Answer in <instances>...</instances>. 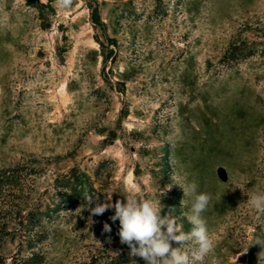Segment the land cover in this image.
Masks as SVG:
<instances>
[{
    "label": "rangeland",
    "instance_id": "1",
    "mask_svg": "<svg viewBox=\"0 0 264 264\" xmlns=\"http://www.w3.org/2000/svg\"><path fill=\"white\" fill-rule=\"evenodd\" d=\"M6 169L8 262L145 264L114 208L93 216L85 196L160 201L187 232L181 186L195 182L211 197L203 264H264V215L247 203L264 191V0H0Z\"/></svg>",
    "mask_w": 264,
    "mask_h": 264
},
{
    "label": "clouds",
    "instance_id": "2",
    "mask_svg": "<svg viewBox=\"0 0 264 264\" xmlns=\"http://www.w3.org/2000/svg\"><path fill=\"white\" fill-rule=\"evenodd\" d=\"M71 4L72 0H56L58 8L66 9ZM197 187L195 182L181 186L184 196L192 198L190 214L187 215L192 227L187 232L174 217L161 215L160 201L129 194L113 204L107 193L102 203L95 195H86L85 201L93 216L103 215L114 208V215L110 219L114 223L119 222L117 234L120 243L130 249V256L140 257L145 264H203L205 258L214 251L215 240L202 216L211 197L207 193L198 194ZM247 203L251 209L264 215V191L253 192ZM103 230L111 232L110 225L105 223ZM173 242L180 246L173 247ZM185 245L188 247H183Z\"/></svg>",
    "mask_w": 264,
    "mask_h": 264
},
{
    "label": "trees",
    "instance_id": "3",
    "mask_svg": "<svg viewBox=\"0 0 264 264\" xmlns=\"http://www.w3.org/2000/svg\"><path fill=\"white\" fill-rule=\"evenodd\" d=\"M94 15H97L98 13L95 11L93 12ZM237 55H244L243 52H237ZM12 177H14V174L11 173V171L8 169L3 170L0 173V188L8 182H10L11 179H13ZM7 181V182H5ZM35 219H42V217H38V216H34ZM44 217V216H43ZM37 221V220H36ZM35 222H32V224H34ZM120 261H118L117 263L119 264ZM40 263L39 261V254L38 253H33L32 256H28V257H21V258H13L10 262L7 261V259H5L4 257L0 256V264H38ZM116 263V264H117Z\"/></svg>",
    "mask_w": 264,
    "mask_h": 264
}]
</instances>
